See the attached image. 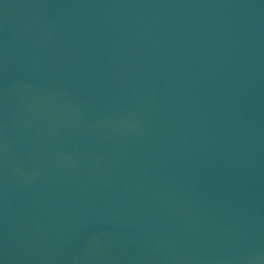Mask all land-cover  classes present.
<instances>
[{"label":"water","instance_id":"1","mask_svg":"<svg viewBox=\"0 0 264 264\" xmlns=\"http://www.w3.org/2000/svg\"><path fill=\"white\" fill-rule=\"evenodd\" d=\"M0 264H264V0H0Z\"/></svg>","mask_w":264,"mask_h":264}]
</instances>
